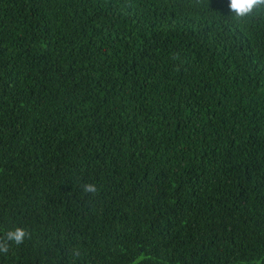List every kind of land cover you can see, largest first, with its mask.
<instances>
[{"label": "trees", "instance_id": "obj_1", "mask_svg": "<svg viewBox=\"0 0 264 264\" xmlns=\"http://www.w3.org/2000/svg\"><path fill=\"white\" fill-rule=\"evenodd\" d=\"M228 3L0 0V264H264V9Z\"/></svg>", "mask_w": 264, "mask_h": 264}, {"label": "clouds", "instance_id": "obj_2", "mask_svg": "<svg viewBox=\"0 0 264 264\" xmlns=\"http://www.w3.org/2000/svg\"><path fill=\"white\" fill-rule=\"evenodd\" d=\"M228 7L232 16L237 20H245L251 17L257 10L264 9V0H229ZM81 191L85 196L94 197L99 189L93 182H84ZM29 233L22 227L6 231L0 235V254L7 255L13 245H21ZM79 255L78 252L75 253ZM134 264H140L136 260Z\"/></svg>", "mask_w": 264, "mask_h": 264}]
</instances>
